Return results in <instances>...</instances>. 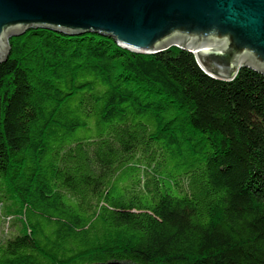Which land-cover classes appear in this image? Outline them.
<instances>
[{
  "label": "trees",
  "instance_id": "obj_1",
  "mask_svg": "<svg viewBox=\"0 0 264 264\" xmlns=\"http://www.w3.org/2000/svg\"><path fill=\"white\" fill-rule=\"evenodd\" d=\"M0 264H264V75L33 29L0 64Z\"/></svg>",
  "mask_w": 264,
  "mask_h": 264
},
{
  "label": "water",
  "instance_id": "obj_2",
  "mask_svg": "<svg viewBox=\"0 0 264 264\" xmlns=\"http://www.w3.org/2000/svg\"><path fill=\"white\" fill-rule=\"evenodd\" d=\"M33 29L100 35L143 55L178 48L225 82L245 68L264 75V0H0V64Z\"/></svg>",
  "mask_w": 264,
  "mask_h": 264
},
{
  "label": "rangeland",
  "instance_id": "obj_3",
  "mask_svg": "<svg viewBox=\"0 0 264 264\" xmlns=\"http://www.w3.org/2000/svg\"><path fill=\"white\" fill-rule=\"evenodd\" d=\"M0 221H2V220H0ZM14 232H15V229H12L11 227L8 228V227L5 225V222L2 223V225H1V223H0V240L3 239V236L5 235V233L12 234V233H14Z\"/></svg>",
  "mask_w": 264,
  "mask_h": 264
}]
</instances>
